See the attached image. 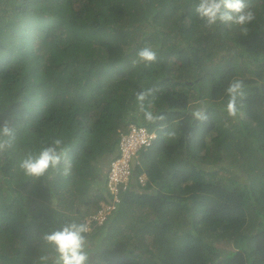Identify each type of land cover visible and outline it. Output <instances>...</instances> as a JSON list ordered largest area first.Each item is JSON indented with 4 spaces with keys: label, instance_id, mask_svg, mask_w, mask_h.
Masks as SVG:
<instances>
[{
    "label": "trees",
    "instance_id": "obj_1",
    "mask_svg": "<svg viewBox=\"0 0 264 264\" xmlns=\"http://www.w3.org/2000/svg\"><path fill=\"white\" fill-rule=\"evenodd\" d=\"M197 2L0 0V125L15 132L0 152V264H34L52 252L45 233L114 201L108 171L131 123L157 137L92 220L90 264H264V0H247L246 34L205 26ZM146 45L157 60L133 65ZM233 79L245 86L235 118ZM148 88L164 121L138 110ZM200 101L205 122L191 115ZM56 138L66 160L26 176L20 161Z\"/></svg>",
    "mask_w": 264,
    "mask_h": 264
},
{
    "label": "clouds",
    "instance_id": "obj_2",
    "mask_svg": "<svg viewBox=\"0 0 264 264\" xmlns=\"http://www.w3.org/2000/svg\"><path fill=\"white\" fill-rule=\"evenodd\" d=\"M195 12L207 27L231 24L238 26L244 34L248 31L247 25L256 18L255 12L250 8L247 0H198ZM156 60V51L152 46L146 45L137 51L136 58L132 63L133 65L142 63L148 66ZM244 87L242 80L233 79L225 89L228 96L225 110L231 118L236 117L239 106L245 97ZM155 91L153 88L142 89L135 95L139 112L143 113L144 119L150 123L166 119L164 114H155L151 110V103L147 108L145 107V101L153 96ZM198 103L200 106L193 109L191 115L195 120L205 122L208 119L207 106L203 101ZM168 135L172 136L174 133H168ZM14 140V129L9 126L7 121H4L0 125V152L11 148ZM67 153L68 149L63 146V140L56 138L51 145L41 148L38 152L28 153L20 161L19 167L26 176L40 178L45 176L50 169H58L61 163L66 160ZM70 168V163L65 164L64 175L69 174ZM89 231L90 225L87 221L70 220L59 229L45 233L42 240L51 247L52 252L39 255L34 264H90V255L87 250V233Z\"/></svg>",
    "mask_w": 264,
    "mask_h": 264
},
{
    "label": "built area",
    "instance_id": "obj_3",
    "mask_svg": "<svg viewBox=\"0 0 264 264\" xmlns=\"http://www.w3.org/2000/svg\"><path fill=\"white\" fill-rule=\"evenodd\" d=\"M157 137L156 131L149 130L144 125L131 123L129 130L122 133L119 142L120 155L111 161L108 171L107 186L113 194L111 202H102L96 212L89 214L86 221L90 225L92 220L103 222L107 215L116 207V201L120 200L121 193L128 187L130 175L134 164L140 157V151L147 149ZM141 180L145 181L146 176L140 175Z\"/></svg>",
    "mask_w": 264,
    "mask_h": 264
}]
</instances>
